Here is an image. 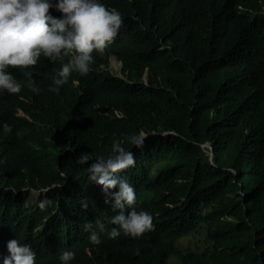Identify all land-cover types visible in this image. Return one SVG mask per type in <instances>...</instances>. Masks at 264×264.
<instances>
[{"label":"trees","instance_id":"obj_1","mask_svg":"<svg viewBox=\"0 0 264 264\" xmlns=\"http://www.w3.org/2000/svg\"><path fill=\"white\" fill-rule=\"evenodd\" d=\"M101 2L124 24L89 73L71 72L53 93L67 56L7 69L22 87L0 92V257L17 238L35 264H60L63 250L70 264H264V0ZM137 132L140 148L127 141ZM114 139L135 155L120 173L134 207L152 215L139 238L107 237L115 213L76 163L107 155ZM33 190L43 196L29 200ZM95 219L106 228L99 245L83 227ZM198 233L201 250L179 246Z\"/></svg>","mask_w":264,"mask_h":264},{"label":"clouds","instance_id":"obj_2","mask_svg":"<svg viewBox=\"0 0 264 264\" xmlns=\"http://www.w3.org/2000/svg\"><path fill=\"white\" fill-rule=\"evenodd\" d=\"M50 8L61 15H53ZM123 24L121 13L101 0H0V92L19 93L22 84L7 69L9 66L25 69L36 65L41 55L51 62L68 57L67 62L53 69L54 75L48 85L49 91L59 92L71 72L89 73L93 52L103 55ZM24 75L28 77L24 86L38 94L40 89L33 82L31 73ZM2 129L11 131V125L4 122ZM127 141L140 148L144 136L137 132L129 135ZM88 161L92 162L88 164ZM76 163L86 165L82 171L87 174V179L101 186L105 202L112 206L115 214L108 222L115 226L107 229L109 239L121 234L139 238L154 227L152 215L134 207L137 202L134 187L120 175L121 170L135 163L134 153L125 148L122 141L114 139L107 155L83 152L76 158ZM81 207H88L86 200L81 199ZM83 227L88 233L87 240L92 245H99L100 233L106 231L105 223L95 219L86 221ZM6 248L7 253L0 257V264H35L36 254L29 244L12 238L6 242ZM74 256L73 251L63 250L58 259L60 264H70Z\"/></svg>","mask_w":264,"mask_h":264},{"label":"rangeland","instance_id":"obj_3","mask_svg":"<svg viewBox=\"0 0 264 264\" xmlns=\"http://www.w3.org/2000/svg\"><path fill=\"white\" fill-rule=\"evenodd\" d=\"M111 68L115 73L121 74V72H120L121 62L116 60L115 58L111 59ZM205 146H207V145H205ZM42 196H43V194H42ZM147 196H149V195H147ZM34 197L38 198L39 193L34 192V196L31 195L29 197V200H35ZM179 246L183 249L186 248L189 250H201L205 246L204 233H198L196 235H191L190 237L181 240ZM171 262L173 264H180V260L177 257H173Z\"/></svg>","mask_w":264,"mask_h":264},{"label":"bare ground","instance_id":"obj_4","mask_svg":"<svg viewBox=\"0 0 264 264\" xmlns=\"http://www.w3.org/2000/svg\"><path fill=\"white\" fill-rule=\"evenodd\" d=\"M112 69V68H111ZM206 147H209V149L211 148V146L209 144H207ZM211 155H213V150L211 151Z\"/></svg>","mask_w":264,"mask_h":264},{"label":"water","instance_id":"obj_5","mask_svg":"<svg viewBox=\"0 0 264 264\" xmlns=\"http://www.w3.org/2000/svg\"><path fill=\"white\" fill-rule=\"evenodd\" d=\"M212 150H213V148H212Z\"/></svg>","mask_w":264,"mask_h":264}]
</instances>
